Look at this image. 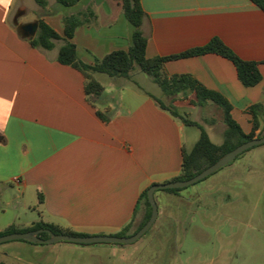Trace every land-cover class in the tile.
Instances as JSON below:
<instances>
[{
    "label": "crops",
    "instance_id": "obj_1",
    "mask_svg": "<svg viewBox=\"0 0 264 264\" xmlns=\"http://www.w3.org/2000/svg\"><path fill=\"white\" fill-rule=\"evenodd\" d=\"M46 2V7L37 0L0 3V232L41 222L87 236H115L129 225L134 232L146 216L142 193L181 173L186 125L132 79L94 74L105 90L89 103L84 76L58 61L64 41L44 50L31 45L38 31L32 40L23 34L24 25L42 20L63 37L64 17L85 13L72 42L79 58L93 65L132 45L134 27L119 0H81L73 7ZM141 4L147 58L182 54L218 38L243 60L259 63L263 79L254 87H245L233 62L215 53L165 64L168 75H190L222 94L250 134L249 108L261 105L264 111V11L251 0ZM263 132L264 118L255 134ZM256 148L251 158L264 163V144ZM169 196L190 200L181 191ZM40 245L45 244L24 242L16 248ZM12 249H0V264H34L10 257Z\"/></svg>",
    "mask_w": 264,
    "mask_h": 264
},
{
    "label": "rangeland",
    "instance_id": "obj_2",
    "mask_svg": "<svg viewBox=\"0 0 264 264\" xmlns=\"http://www.w3.org/2000/svg\"><path fill=\"white\" fill-rule=\"evenodd\" d=\"M29 20H33L32 15ZM136 69L132 81L169 103L152 78L138 66ZM187 101L185 106H175L189 120L199 123L214 144H221L226 130L222 111L212 103L201 107L189 99L177 100ZM200 134L199 128L186 125L187 153L194 147L192 139L198 140ZM256 149L183 188L181 193L189 201L171 200L170 192L156 191L159 217L135 243L59 242L23 250L16 245L24 242L11 241L0 244V249L12 247L8 250L10 257L34 264H264V163L251 158Z\"/></svg>",
    "mask_w": 264,
    "mask_h": 264
},
{
    "label": "trees",
    "instance_id": "obj_3",
    "mask_svg": "<svg viewBox=\"0 0 264 264\" xmlns=\"http://www.w3.org/2000/svg\"><path fill=\"white\" fill-rule=\"evenodd\" d=\"M57 1L65 7H73L81 0ZM119 1L122 4L124 16L134 27L132 45L128 50L113 51L107 54L104 58L96 60L93 65L84 63L79 58L77 54V47L72 42V39L74 38L76 29L84 23V18L86 17L85 13L71 14L64 17L63 37L60 36L51 26L40 20L38 23L39 28L37 36L31 41V45L35 48L52 50L57 41L63 40L64 44L59 49L58 61L63 65L71 66L84 76L85 94L88 101L90 97L100 96L105 90L104 86L94 77V74H104L111 78L132 79L133 74L137 70L136 66H138L142 73L150 76L154 83L161 88L164 96L169 100V103H166L155 98L159 107L168 111L175 118H179L185 125L195 126L201 131L200 137L194 145L192 151L190 153L183 151L181 173L172 181L190 180L202 173L208 167L215 164L223 156L241 144L264 136V132L258 136L255 134V132L261 127L262 119L264 118V111L261 105H254L249 108L248 113L252 116L253 130L250 134H246L232 115V104L222 94L207 89L190 75H168L165 71V64L169 60L215 53L233 62L237 68L239 80L245 87H254L261 83L263 79L259 63L243 60L218 38L212 39L203 47L194 48L182 54L167 57L147 58L146 51L148 38L142 31L145 12L143 10L141 0ZM251 1L264 11V0ZM37 2L43 7L47 6L46 0H37ZM90 14L94 16L92 13ZM191 95H195V100H191L192 104L203 107L212 103L222 111L223 122L226 125V130L224 131V138L221 144H214L209 137V134L199 123L189 120L187 115H182L179 109L174 105L179 98L190 99ZM96 113L103 122L107 123L109 121L103 112L97 110ZM238 158L239 156L236 159ZM182 189H167L166 191L177 194L182 191ZM148 190L149 189H146L142 193L139 200V203L146 209V216L142 224L134 232H131V225H129L121 233L115 236L130 237L137 233L148 222L152 214V207L148 200ZM43 228L50 229L55 234L87 236L85 234L75 233L70 230L62 229L57 225L44 222L37 223L32 228L27 230H19L15 227H11L4 232H0V236L12 233H24ZM40 236L43 239H48L50 237L47 233H42ZM21 242L30 243L27 241Z\"/></svg>",
    "mask_w": 264,
    "mask_h": 264
},
{
    "label": "water",
    "instance_id": "obj_4",
    "mask_svg": "<svg viewBox=\"0 0 264 264\" xmlns=\"http://www.w3.org/2000/svg\"><path fill=\"white\" fill-rule=\"evenodd\" d=\"M38 23H29L22 27L23 34L29 38L33 39L38 31ZM264 136L261 138H255L251 141L245 142L223 156L219 161H217L212 166L205 169L202 173L196 177L187 180V181H171L164 184H156L149 188L148 190V200L152 207V214L148 222L134 235L130 237H118L114 235H102V236H73L67 234H55L50 229H38L34 231L24 232V233H12L0 236V244L11 241H27L33 244H55L59 242H70L74 244H132L140 240L156 223L159 217V208L155 200V193L158 190H167V189H182L192 186L199 181L209 177L215 172L219 171L223 167L232 163L238 156L244 152L263 145ZM42 233L49 234L48 239L41 238Z\"/></svg>",
    "mask_w": 264,
    "mask_h": 264
},
{
    "label": "clouds",
    "instance_id": "obj_5",
    "mask_svg": "<svg viewBox=\"0 0 264 264\" xmlns=\"http://www.w3.org/2000/svg\"><path fill=\"white\" fill-rule=\"evenodd\" d=\"M4 2V0H0V3H3ZM9 2H10V0H9Z\"/></svg>",
    "mask_w": 264,
    "mask_h": 264
}]
</instances>
